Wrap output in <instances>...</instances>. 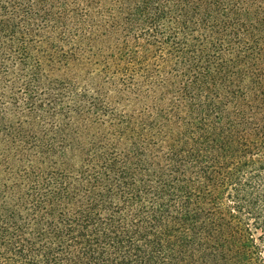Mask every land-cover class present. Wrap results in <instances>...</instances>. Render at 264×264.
Masks as SVG:
<instances>
[{
  "label": "trees",
  "instance_id": "trees-1",
  "mask_svg": "<svg viewBox=\"0 0 264 264\" xmlns=\"http://www.w3.org/2000/svg\"><path fill=\"white\" fill-rule=\"evenodd\" d=\"M0 264H264V0H0Z\"/></svg>",
  "mask_w": 264,
  "mask_h": 264
}]
</instances>
